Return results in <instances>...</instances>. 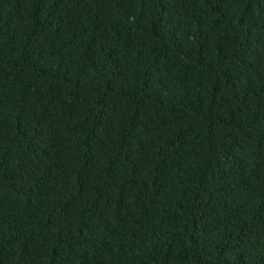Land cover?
<instances>
[{"label": "trees", "instance_id": "1", "mask_svg": "<svg viewBox=\"0 0 264 264\" xmlns=\"http://www.w3.org/2000/svg\"><path fill=\"white\" fill-rule=\"evenodd\" d=\"M0 264H264V0H0Z\"/></svg>", "mask_w": 264, "mask_h": 264}]
</instances>
